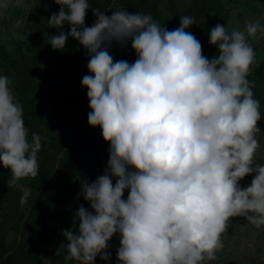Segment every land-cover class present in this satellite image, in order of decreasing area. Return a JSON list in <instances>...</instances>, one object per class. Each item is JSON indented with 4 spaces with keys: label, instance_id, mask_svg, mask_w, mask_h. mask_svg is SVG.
Wrapping results in <instances>:
<instances>
[{
    "label": "clouds",
    "instance_id": "9594fccd",
    "mask_svg": "<svg viewBox=\"0 0 264 264\" xmlns=\"http://www.w3.org/2000/svg\"><path fill=\"white\" fill-rule=\"evenodd\" d=\"M55 3L59 11L46 23L59 31L48 34L49 44L63 50L71 37L86 50L87 120L109 145L102 174L80 181L78 196L90 207L79 205L73 227L62 231L67 258L108 261L118 234L116 264H204L224 247L229 218L264 226V164L254 160L261 102L248 79L256 56L250 37L264 24L248 20L229 30L217 23L208 31L217 49L209 58L188 31L190 16L167 29L147 13ZM90 8L96 19L89 26ZM129 43L135 59H114L110 49ZM10 84L0 75V164L24 205L31 189L18 182L38 175L41 137L29 139ZM246 175L251 183L241 187Z\"/></svg>",
    "mask_w": 264,
    "mask_h": 264
},
{
    "label": "rangeland",
    "instance_id": "374dc122",
    "mask_svg": "<svg viewBox=\"0 0 264 264\" xmlns=\"http://www.w3.org/2000/svg\"><path fill=\"white\" fill-rule=\"evenodd\" d=\"M93 7L105 8V13L120 8L129 12L151 14L161 27L174 29L182 16L193 18L188 28L201 42L202 53L211 58L217 54L209 43L208 31L217 23L226 28L243 30L248 20L264 24V0H148L142 9L129 8L130 0H88ZM55 0H0V75L11 81L14 99L23 108L25 127L31 139L33 132L41 137L37 153L39 171L18 183L31 189L24 205L20 204L21 189L9 185L10 169L0 164V264H78L67 258L62 231L72 228L74 212L79 205L89 208L80 192V181L89 182L102 174L107 165L108 151L99 127H91L87 120L90 111L87 89L82 77L88 72V55L79 42L71 37L63 50H54L50 36L59 29L48 27L46 19L58 12ZM96 17L91 8L85 20L92 24ZM46 27L41 30L35 24ZM88 25V24H86ZM90 26V25H89ZM69 25L63 30L67 32ZM256 52L248 79L264 86V32L250 37ZM66 51L69 52L66 61ZM114 59H135L129 45L110 49ZM71 61V63H70ZM257 122L264 131V97ZM260 148L254 160L264 164V132L258 134ZM59 174L60 180H56ZM252 175L239 183L245 187ZM113 182H115L113 180ZM76 184V200L61 222L59 216L71 189ZM58 188L52 194L53 186ZM127 196V191L124 197ZM57 236H53V232ZM224 247L213 260L204 264H264V226L256 228L245 217L229 218L222 234ZM111 258L95 264H116L119 235L109 241Z\"/></svg>",
    "mask_w": 264,
    "mask_h": 264
},
{
    "label": "trees",
    "instance_id": "16d2710c",
    "mask_svg": "<svg viewBox=\"0 0 264 264\" xmlns=\"http://www.w3.org/2000/svg\"><path fill=\"white\" fill-rule=\"evenodd\" d=\"M201 1H204V0H201ZM147 2H148V0H130L129 8L132 9V10H134V11H136V9H137V10H138V9H142L143 4H145V3H147ZM102 10L105 11V8L102 9ZM105 14L110 15V14H111V9H110L109 12H107V13H105ZM95 19H96V18H95ZM95 19H94L93 21H95ZM86 24L91 25L90 23H88V21L85 20V25H86ZM35 27L38 28V29H41V30H46V27H45V26L40 25V24H38V23L35 24ZM68 53H69V52L66 51V61H67V59L70 58V57H67ZM70 63H71V61H70ZM252 90H253L254 96H255L256 98L260 99V98L264 97V86H262V85H260V84H255V85L252 87ZM108 147H109V145H108V143H106V146H105L104 152H107V151H108ZM60 176H61L60 174H59V176L57 175L56 178H55V181H56V180H60V179H61ZM58 191H59V190H58V188H57V185H56V187L53 186L52 194H53V195H56V194L58 193ZM75 193H76V184H75V185L73 186V188L71 189L70 194H69V196H68V198H67V201H66L65 204H64V207H63V209H62V211H61V214H60V216H59V220H60L59 222H61V220H63V219L65 218L66 213H68L69 207H70L71 204L76 200V194H75ZM52 235L56 237V236H57V233L54 231Z\"/></svg>",
    "mask_w": 264,
    "mask_h": 264
}]
</instances>
